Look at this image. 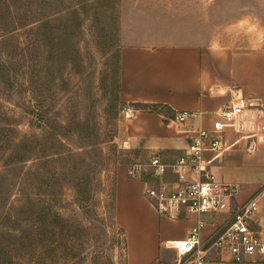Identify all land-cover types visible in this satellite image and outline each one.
Wrapping results in <instances>:
<instances>
[{
    "label": "rangeland",
    "instance_id": "1",
    "mask_svg": "<svg viewBox=\"0 0 264 264\" xmlns=\"http://www.w3.org/2000/svg\"><path fill=\"white\" fill-rule=\"evenodd\" d=\"M124 44L264 52V0H0V264H128L116 168L149 157L124 142ZM40 99L62 157L22 161ZM34 193L49 202L39 234Z\"/></svg>",
    "mask_w": 264,
    "mask_h": 264
},
{
    "label": "crops",
    "instance_id": "2",
    "mask_svg": "<svg viewBox=\"0 0 264 264\" xmlns=\"http://www.w3.org/2000/svg\"><path fill=\"white\" fill-rule=\"evenodd\" d=\"M120 96L132 114L126 122V146L140 150L149 161L160 156L172 165L192 142L193 130L212 129L220 109L241 96L264 100V52L214 45L124 44L120 48ZM136 103L162 106L160 111H148ZM183 111L189 116L177 120ZM259 126L258 135L228 130L227 146L203 155L217 179L241 185L238 202L264 184V119ZM177 183L172 168L155 176L146 165L133 178L127 163L117 166L115 218L125 232L128 264L163 263V248L176 254L167 242L184 239L195 224L197 217L183 207L178 216H167L146 196L147 186L172 189ZM226 216L206 215L209 226L204 234ZM206 264H264V258L234 262L227 252L212 248Z\"/></svg>",
    "mask_w": 264,
    "mask_h": 264
},
{
    "label": "built area",
    "instance_id": "3",
    "mask_svg": "<svg viewBox=\"0 0 264 264\" xmlns=\"http://www.w3.org/2000/svg\"><path fill=\"white\" fill-rule=\"evenodd\" d=\"M124 112L127 117L132 115L130 108L126 107ZM188 116L189 112L183 111L176 119L184 121ZM263 119V98L241 96L217 112L211 130L192 131V142L174 164L165 163L160 156L152 157L148 164H128V173L133 178L139 177L146 165L152 167L155 176L172 168L178 177L176 187L147 186V198L164 215L176 217L183 207L197 217L184 239L167 242L169 248L176 250L175 260L170 264H206L212 248L227 252L234 262L264 258V184L252 196L238 202L241 185L217 179L203 156L207 150L227 146L228 130L258 135ZM254 147L255 141L250 145L251 149ZM221 214L227 216L214 222V228L205 235L209 226L206 215Z\"/></svg>",
    "mask_w": 264,
    "mask_h": 264
},
{
    "label": "trees",
    "instance_id": "4",
    "mask_svg": "<svg viewBox=\"0 0 264 264\" xmlns=\"http://www.w3.org/2000/svg\"><path fill=\"white\" fill-rule=\"evenodd\" d=\"M135 106H137V108H141L143 110H148V111H160L161 110V106L160 104H155V105H151V104H142V103H136ZM33 112L35 113V117L39 118V122L36 121V127H39V129H41V134L38 136V135H23V138L20 137L16 143L19 144L20 142H24V143H27V142H30L32 141L33 145L30 146V149H25L22 158L23 159H20L22 161L24 160H27V159H35L36 161L37 160H42L44 157H47L50 155H58L59 157H62V153L61 152H57V151H51L52 153H49L47 154L49 151L46 150V142L44 140L45 136L48 135L49 133H47L46 131L48 129L45 130V126H46V114H47V111L45 110V105L43 103V101L40 99L38 102H37V105L36 107H34L33 109ZM46 119V120H45ZM33 120V119H32ZM48 122V120H47ZM32 123V122H31ZM8 128V127H6ZM7 130L9 131H17L16 128H8ZM55 131H57L55 129ZM44 140V141H43ZM26 150H30V154L28 155L27 151ZM138 151V150H135V152ZM29 152V151H28ZM16 152H12L10 155L11 156H14ZM19 154V153H18ZM9 156V154H8ZM18 156V155H17ZM34 197L33 198V205H34V227H35V232L37 234H39V232L41 231V228H42V224H43V214L45 212V208L48 207L49 205V202L45 201L43 199V197L41 196V193H34Z\"/></svg>",
    "mask_w": 264,
    "mask_h": 264
}]
</instances>
